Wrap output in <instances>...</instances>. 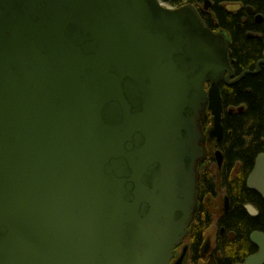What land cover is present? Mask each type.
<instances>
[{"label": "water", "instance_id": "95a60500", "mask_svg": "<svg viewBox=\"0 0 264 264\" xmlns=\"http://www.w3.org/2000/svg\"><path fill=\"white\" fill-rule=\"evenodd\" d=\"M229 59L191 5L0 0V264H170L196 211L207 111L220 142L221 83L258 73L230 82ZM246 187L264 202V154ZM250 241L244 264H264V234Z\"/></svg>", "mask_w": 264, "mask_h": 264}, {"label": "trees", "instance_id": "16d2710c", "mask_svg": "<svg viewBox=\"0 0 264 264\" xmlns=\"http://www.w3.org/2000/svg\"><path fill=\"white\" fill-rule=\"evenodd\" d=\"M172 8H180L185 4L192 5L198 11L204 25L214 31L223 33L230 42V62L234 77L245 72H255L256 65L264 59V0H208L212 7L208 11L204 0H160ZM228 5H241L238 12L226 10ZM261 15L260 22L255 15L249 16L246 8ZM256 75H246L238 83L227 86L222 83L220 93L223 104L222 126L224 137L219 145L224 157V176L221 187L231 201V210L220 223L232 234L236 244L228 246V256H236L250 252L253 246L248 238L253 232L264 234V202L246 187V180L253 169L256 158L264 154V65ZM243 111L240 112V109ZM233 111L229 113V111ZM238 168L237 175L232 178L230 172ZM208 192L216 195V183L211 174L205 175ZM254 207L259 215L251 218L245 206ZM209 214L199 220V228L193 235L194 245H199L202 234L209 227ZM233 251H235L233 253Z\"/></svg>", "mask_w": 264, "mask_h": 264}, {"label": "flooded vegetation", "instance_id": "af4514ba", "mask_svg": "<svg viewBox=\"0 0 264 264\" xmlns=\"http://www.w3.org/2000/svg\"><path fill=\"white\" fill-rule=\"evenodd\" d=\"M248 13V12H247ZM249 16H254V14ZM256 17V15H255ZM261 61H264L261 60ZM260 61V62H261ZM259 62V63H260ZM257 64L256 65V71L261 65L264 64ZM255 71V72H256ZM236 77H233L230 82L234 81ZM222 83L226 84L225 81ZM221 83V84H222ZM208 85H206L207 87ZM212 126V120L211 117L208 116L207 112V117L204 123L205 131H204V154H205V159L202 162V164L198 168V175H199V190L197 194V205H196V211L194 213V216L189 224L188 227V234L183 240L182 244L178 246L174 251H173V258L170 261V264H244V262L256 255L258 253V248L253 245L250 241V237L253 233L250 234L248 241L249 243L253 246V248L250 250V252H245L243 254L237 255L236 256H228L230 253V250L228 249L229 244L234 245L236 242H234L233 239H231L233 236L232 234H228L226 229L220 224L222 223V218L228 214L231 210V201L229 197L226 195L225 191L221 187L223 178L225 175H227V170L225 169V161L223 157V163L221 167L217 166L216 160H215V153L220 152L222 153L221 149L219 148V145L222 141L217 142L215 139H211L208 135L209 129H211ZM224 137V136H223ZM223 140V139H222ZM223 155V154H222ZM214 165V172L211 169V167ZM255 165V162H254ZM253 165V169H254ZM252 169V171H253ZM237 166L232 169L230 172V175L232 178H234L237 175ZM252 171L249 173L248 177L252 173ZM211 172V176L214 178L215 183H216V193L218 191H223L224 196L221 201V205L218 204L221 207H219V211L212 209V205L210 204L211 201L213 200L212 198L215 195H212L208 192V189L204 184L205 183V175L209 174ZM214 173V174H213ZM247 177V179H248ZM247 182V180H246ZM255 193V192H254ZM260 197V196H259ZM227 199V200H226ZM263 201V200H262ZM254 208V207H253ZM245 209V207H244ZM255 209V208H254ZM246 210V209H245ZM256 210V209H255ZM247 212V210H246ZM257 215L256 216H251L248 212L247 214L251 218H256L259 213L256 210ZM206 214V219L207 215L209 214L211 223L208 228L205 229V231L202 234V240L199 245H194L192 239L194 233L197 231L199 228V220L202 221L204 215ZM216 218V223H215V230L218 231L216 235H214V240L210 238H206V233L211 229V227L214 225L213 220ZM235 251H233L234 253ZM236 253V252H235Z\"/></svg>", "mask_w": 264, "mask_h": 264}, {"label": "rangeland", "instance_id": "374dc122", "mask_svg": "<svg viewBox=\"0 0 264 264\" xmlns=\"http://www.w3.org/2000/svg\"><path fill=\"white\" fill-rule=\"evenodd\" d=\"M163 3V2H162ZM185 5H188V4H185ZM184 5V6H185ZM163 6L164 7H166V8H171V9H174V8H172V7H170L169 5H167V4H165V3H163ZM192 6V5H191ZM183 7V6H182ZM193 8H195L194 6H192ZM196 9V8H195ZM201 9H203V7L201 8ZM205 11V10H204ZM208 86L206 87V89L209 87V84H207ZM208 112V111H207ZM208 116L209 117H211V115H210V112H208ZM210 170H212L213 172H214V170H215V168H214V165L211 167V169ZM211 172H209V174H210ZM214 174V173H213ZM223 196H224V192L223 191H218L217 193H216V195L212 198L213 200L211 201V205H212V209H215V210H217V211H219L220 209H219V207H221L220 205H221V201H222V199H223ZM218 204H220L219 205V207H218ZM213 222V226L211 227V229L209 230V231H207V233H206V238H210V239H212V240H214V235H216V233L218 232V231H216L215 230V223H216V218L212 221Z\"/></svg>", "mask_w": 264, "mask_h": 264}]
</instances>
